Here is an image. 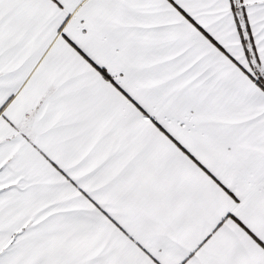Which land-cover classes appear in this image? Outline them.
I'll use <instances>...</instances> for the list:
<instances>
[{"label": "snow or ice", "instance_id": "1", "mask_svg": "<svg viewBox=\"0 0 264 264\" xmlns=\"http://www.w3.org/2000/svg\"><path fill=\"white\" fill-rule=\"evenodd\" d=\"M0 264H264V0H0Z\"/></svg>", "mask_w": 264, "mask_h": 264}]
</instances>
